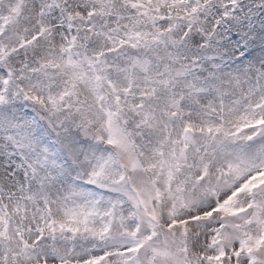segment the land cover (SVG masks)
Masks as SVG:
<instances>
[{"label": "snow or ice", "instance_id": "snow-or-ice-1", "mask_svg": "<svg viewBox=\"0 0 264 264\" xmlns=\"http://www.w3.org/2000/svg\"><path fill=\"white\" fill-rule=\"evenodd\" d=\"M0 264H264V0H0Z\"/></svg>", "mask_w": 264, "mask_h": 264}]
</instances>
